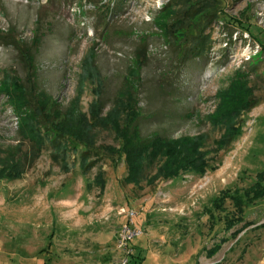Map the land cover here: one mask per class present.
<instances>
[{
    "label": "rangeland",
    "instance_id": "obj_1",
    "mask_svg": "<svg viewBox=\"0 0 264 264\" xmlns=\"http://www.w3.org/2000/svg\"><path fill=\"white\" fill-rule=\"evenodd\" d=\"M171 2L0 0V34L33 46L54 108L51 134L16 114L10 74L27 68L0 42V264H139L115 247L127 210L140 264H264V198L237 212L229 197L264 172V45L249 31H264V0H207L199 54ZM26 131L38 151L19 172ZM134 136L166 140L141 154Z\"/></svg>",
    "mask_w": 264,
    "mask_h": 264
},
{
    "label": "trees",
    "instance_id": "obj_2",
    "mask_svg": "<svg viewBox=\"0 0 264 264\" xmlns=\"http://www.w3.org/2000/svg\"><path fill=\"white\" fill-rule=\"evenodd\" d=\"M95 2V0H91ZM201 0H173V3L171 2L168 6L173 7V12L175 14L174 17H178L179 14H184L182 16V20H186L189 28H187V32L189 31V43L192 45V47L186 51L187 53L193 54V51L197 54H199L202 49L204 44H206V39L207 35L204 34V29L207 26V17L208 18H213L212 15L208 14H203L201 17V13H203L210 5L207 0L204 2H201ZM180 19V18H177ZM182 21V22H183ZM184 27V26H181ZM251 35H253L255 38L260 40V43H262L261 39L259 37H264L262 36V31L261 29L257 27H253V31L249 30ZM187 32L184 33V35L188 39ZM0 42L6 43L9 46L14 47L19 51L21 56L23 57V60L26 64L27 68V74H26V81L21 80L18 78L15 74H10L11 78V83H12V88L8 90L11 103L14 107V110L16 114L18 115H23V114H29L32 119L37 123L38 128L40 130L45 131L47 134L53 133V128L48 127L45 124V118L47 115H49L52 111H54V108H51L50 111L47 109V102H43L41 98L39 97L40 95V89H38L34 85V78H35V70H34V48L32 45L29 47L24 44L22 40L19 38L10 35V34H0ZM185 52V53H186ZM185 56V55H184ZM139 58V56H138ZM127 84V83H126ZM125 88V87H124ZM97 99L96 103L98 105V108L102 110V101L100 99V89L97 91ZM254 104L249 105L246 109H250ZM223 115L227 116L226 113ZM135 120V119H134ZM25 133L24 129L21 128L20 132L21 134ZM27 141L30 144V151L22 154L20 153L17 158L15 159L14 166L17 167V169L20 172V167H22V163L24 162H32L35 160L37 156V151H38V143H37V138L32 137L31 134L27 133ZM237 135L235 133L229 134L228 137L224 138L222 141V144L229 145ZM139 138V136H138ZM137 136H134L132 141L136 143L138 140ZM166 140L165 137H154L150 140L147 141H142L140 142V139L138 140L137 144V149L139 153L143 154L146 153L151 147H156L158 144H162V142ZM80 146H82L85 150L84 151V156L87 157V153L91 151L94 146H91V144H84V143H79ZM20 166V167H19ZM19 167V168H18ZM12 173V172H11ZM12 175V174H11ZM14 175L11 176V178ZM230 199L233 200V203L235 204L234 206L236 207V211L238 212H244L247 207L255 203L256 200L264 198V172H261L257 175V180L255 183L252 184L251 187H248L243 190L242 193H239V191L234 192L229 195ZM221 202L217 203L216 206H220ZM140 237V236H139ZM137 238V237H136ZM135 239V238H134ZM134 239L129 243V249H135L136 247V253L134 254L137 258H139V264L143 261V257H140L139 252H141L137 244L134 243ZM133 256V254H132ZM134 257V256H133ZM138 260H134L135 263H137Z\"/></svg>",
    "mask_w": 264,
    "mask_h": 264
},
{
    "label": "built area",
    "instance_id": "obj_3",
    "mask_svg": "<svg viewBox=\"0 0 264 264\" xmlns=\"http://www.w3.org/2000/svg\"><path fill=\"white\" fill-rule=\"evenodd\" d=\"M123 212H125L123 210ZM136 213L133 210L126 211V221L122 224L116 240L115 247L120 252L128 253L129 243L136 237H139L142 231L134 224ZM127 259H122V264H126Z\"/></svg>",
    "mask_w": 264,
    "mask_h": 264
}]
</instances>
